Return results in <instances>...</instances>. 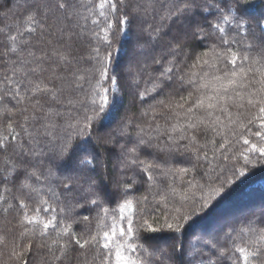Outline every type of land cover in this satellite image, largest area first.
I'll list each match as a JSON object with an SVG mask.
<instances>
[{
  "label": "snow or ice",
  "instance_id": "1",
  "mask_svg": "<svg viewBox=\"0 0 264 264\" xmlns=\"http://www.w3.org/2000/svg\"><path fill=\"white\" fill-rule=\"evenodd\" d=\"M16 7L22 11V14L17 19L14 29L5 32L0 28L5 55L10 53L16 57L11 61L12 74H6L0 79V117L6 121V127L0 130V189L4 193H12L15 188L19 193L13 195L11 199L18 201L15 211L21 229L19 238L24 241L23 245H13L12 256L23 259L24 251L30 254L37 231L40 237L44 238L49 236L51 228L58 230V238L52 243L57 246L56 251L61 255L56 256L53 253L47 239L41 240L40 247L47 248L49 253H53L52 258L60 262L67 257L74 241L80 249L87 247L94 250L93 259L98 264H150L145 258V253L148 257H155L159 264H169L170 261L172 264H193L196 257L201 258L196 264H218V261L225 259L232 261V264H264V227H257L254 222H250L238 231L230 230L225 233L222 238L226 241L225 244H220L215 239L202 241L212 250V255L207 260L203 259L205 255L203 248L194 247L191 243L186 248L183 242L178 241L179 248L173 245L172 255L156 245H152L150 251L145 244L136 243L141 239L142 232L155 233L158 229L149 223L152 212L146 206H140L142 203L147 205V196L143 197L142 201H136L135 204L133 200L127 199V194L131 191L130 185H135L138 180L135 172L128 176L124 171L139 169L141 174H146L148 182H154L155 169H160L161 175L168 176L172 172L171 168L160 164L154 165L151 161L139 158L141 149L153 147L154 139L157 141L156 146H159L163 136H167V141L163 143L161 151H179L183 148L190 151L197 161L202 156L207 159V151H202L206 146L198 143L196 134L201 130L204 132L211 130L216 135H220L218 126L227 127V125L222 123L220 116L216 114L218 112L226 114L230 124H238L239 128L249 132H251L249 125L258 121L259 130L253 135L264 141V49L255 56H250L247 52L241 54L234 51L232 44L237 41L230 39L225 28V25H231L234 26L237 34L243 32L246 37L249 35L247 31L249 18L245 15L243 0H229L224 7L218 2L201 6L197 0H176L170 6H166L165 14L161 18L173 20L174 23H184L187 20L188 23L184 24L186 30L172 37L167 55L153 59V63L162 69L158 75L152 76L146 64L137 69L136 75H147L148 80L145 83L150 85L139 92V96L143 100L146 96L159 93L166 86L176 82L180 89L190 87L193 91H189L187 97L181 96L174 105L166 106L177 119L182 112L185 123H173L170 126L157 123L154 127L149 125L151 131L147 132L140 127L136 134L137 138L134 141L129 140L128 147L124 144L120 145L122 175L126 179L118 183L124 186L125 198L117 208L111 209L103 206L104 190L94 175L98 154L95 144L90 140L93 121L99 115L107 114L113 103L108 93L110 91L114 93L118 86L117 76H109L111 53L105 49L102 56L101 47L111 45L113 29L126 32L134 20L141 18L142 12L147 13L149 7H154V3L149 0L148 5L145 6L136 0H99L98 3L93 4L89 0V5L85 6L86 10L96 17L91 20V24L95 27L90 33L87 25L79 23L80 19L87 21L88 17L80 15L77 5L72 0H19ZM211 9L219 13L216 22L209 24L213 30L211 34L217 37L220 45L227 47L221 50L213 45L211 63L209 60H203V65L223 71V75L209 76L208 72H204L200 76L195 72H184L180 67L181 61L176 57L183 51L182 41L189 37L187 29H190L193 38L204 39L206 35L204 27L199 23L191 24V20L196 17L198 11L208 12ZM74 18H78L75 23H73ZM257 26L261 32H264V17L257 21ZM76 28L80 31H75ZM149 29L151 30L148 31V35L151 39L161 38V28H153L149 25ZM13 30L15 34H12ZM86 34H90L94 45L88 58L95 61L98 66L95 71L102 79L109 80L111 87L104 89L103 94H97L87 100L91 108L90 111L85 109L83 121L77 119L74 123L68 121L65 125H60L58 120L62 118V113L57 105L61 104L62 97L67 91L82 90V82L88 79L86 72H81L79 69L72 70L77 62L74 42L82 40ZM163 35L166 36L168 33L164 32ZM33 36H36L40 42L50 45V49L45 48L41 55H37L33 50ZM246 48L252 50L253 45L249 43ZM169 56L171 59H168ZM218 63L231 65V69H218L216 67ZM45 64L52 69L47 82L41 78V74L48 70ZM192 67L196 65L193 64ZM56 81L60 84L57 85ZM133 82L139 85L138 79H134ZM20 85H24L23 89ZM40 97H47L45 101L47 110L41 104ZM25 101L31 105V112L27 105L23 108L19 107ZM66 103L75 107L76 102L67 99ZM229 106L238 110L247 109V123L242 119L245 118L244 112L238 111L234 116ZM251 109H256V112L252 113ZM38 112L42 114L38 115ZM18 114L22 117V123H16ZM17 127L19 131L16 130ZM126 127L127 125L125 129ZM120 135L126 136L127 133L122 130ZM241 139L244 145H250L248 151L259 153L264 157V145L250 143L249 139L243 136ZM182 141L187 143L182 144ZM211 143L215 144V140ZM241 155L247 162L248 157L244 153ZM179 172L187 173L188 169L181 168ZM53 179L58 182L56 185H53ZM57 188L60 189L59 192ZM199 202L203 207L207 204V199L201 197ZM0 204H8V207L4 208L5 212L13 208L3 194H0ZM85 204L99 209L96 230L93 233L90 229L86 235H77L72 231V223L76 221L71 220V217L75 208L84 207ZM195 211L194 206L185 208L184 204H181L180 207H175L170 216L172 222L166 220V227L180 233L181 222L187 221ZM41 213L48 214V218L38 220ZM109 218L110 224L105 222ZM89 219V216H83L84 221ZM26 225L33 227L27 228ZM37 225L40 227L37 228ZM146 239L151 240L155 237ZM61 240L64 241L63 244ZM18 248L22 250L17 251ZM173 256L192 259L173 260ZM23 264H27V260H24Z\"/></svg>",
  "mask_w": 264,
  "mask_h": 264
},
{
  "label": "trees",
  "instance_id": "2",
  "mask_svg": "<svg viewBox=\"0 0 264 264\" xmlns=\"http://www.w3.org/2000/svg\"><path fill=\"white\" fill-rule=\"evenodd\" d=\"M18 2L19 0H0V28L4 29L5 32L14 29L17 19L22 14V11L16 7ZM72 2L77 5L82 17H88L87 21L80 19L79 23L80 25H87L90 33V30L95 27L91 24V20L96 17L90 15L86 10L85 6L89 5V0H72ZM98 2L99 0H91L93 4ZM136 2L147 6L149 0H136ZM151 2L154 3V7H149L147 13L142 12L141 18L134 20L126 32L113 29L111 45L101 47L102 56L105 49L111 53L109 76H117L118 86L114 93L111 91L108 93L113 103L107 114L99 115L93 121L90 129V140L95 144L98 154L94 175L104 190L103 206L110 209L117 208L118 204L125 198L124 186L122 183H118L126 179L122 175L120 145L124 144L125 147H128L129 140L134 141L137 138L136 134L139 132L140 127H143L147 132L151 131L149 125L154 127L157 123L162 126L165 124L170 126L173 123L184 124L185 117L183 113L181 112L180 117L177 119L166 106L168 104L174 105L180 100L181 96L187 97L188 92L193 91L190 87L180 89L178 82H176L171 86H166L159 93H152L143 100L140 99L139 92H142L145 87H150V85L145 83L148 80L147 75H136L137 69L144 67L146 64L148 65V72H151L152 76L158 75L162 69L159 65L153 63V59L167 55L172 37L177 35L178 32L185 31L184 24L188 23L187 20L184 23H174L173 20L161 18L165 14L166 6H170L176 0H151ZM217 2L220 3L221 7H224L229 3V0H197V3L201 6ZM243 2L245 15L249 18L247 29L249 35L246 37L243 32L237 34L234 26L231 25H225V28L230 39L237 41V43L232 44L234 51L241 54L247 52L250 56H255L261 49H264V32H261L257 26V21L264 17V0H243ZM218 15L219 13L215 9L208 12L198 11L196 17L191 20L193 25L196 23L201 24L206 35L204 39L193 38L190 29H187L189 37L182 41L184 44L183 51L176 57L177 60L181 61L180 67L184 72H195L200 76L204 72H208L209 76L212 74L223 75V71H217L215 68H208L203 65V60H209L211 63L213 45L221 50L227 47L220 45L217 37L211 34L213 30L209 24L215 23ZM76 19L78 18H74L73 23ZM149 25H152L153 28H161L162 36L160 39L153 40L149 37L148 31L151 30ZM75 31L79 32L80 29L76 28ZM164 32H167L168 35H163ZM12 34H15L14 30ZM53 43H55V40H53ZM249 43L253 45L252 50L246 48ZM32 44L37 55H41L43 49H50L51 47L40 42L36 36L32 37ZM3 45V36L0 35V79L6 74H12L11 68L13 65L11 61L16 59L10 53L5 55L6 50ZM92 46L94 45L90 39V34H86L82 40H75L74 42V55L77 57V62L72 70L79 69L81 72H86L88 79L82 82V90L67 91L65 96L62 97L61 104L57 105L58 110L62 113V118L58 120L60 125H65L68 121L74 123L77 119L83 121L85 109L90 111L91 108L87 100L97 94H103L104 89L111 87L110 81L102 79L99 73L95 71L98 67L95 61L88 58ZM198 57H202V59H198ZM168 59H171V57L169 56ZM239 63L238 61V65ZM193 64L196 67H192ZM216 67L218 69H231V65H226V63H218ZM245 67H248V65H245ZM45 68L48 70L41 74V78L47 82L52 69L48 64H45ZM237 71H239V68H237ZM249 75L251 79L252 74ZM134 79L139 80L138 86L133 82ZM55 83L60 84L59 81ZM198 83H203V81H198ZM20 87L23 89L24 85H20ZM93 89H95V92H93ZM67 99L76 102L75 107L68 105L66 103ZM40 100L41 104L45 106V110H47V104L45 103L47 97H40ZM160 101L164 103L161 104ZM26 105L29 107V112H31V105L27 101L19 107L23 108ZM229 110L234 116L238 111L244 112L245 118L242 119L244 123H247V109L238 110L229 106ZM251 112L255 113L256 109H251ZM37 114L41 115L42 113L38 112ZM216 114L220 116L222 123L227 125V127L218 126V131L221 134L216 135L211 130L208 132L201 130L196 134L198 143L206 146L202 151H207V159L202 156L197 161L190 151L183 148L179 151H161L160 148L167 141V136H163L159 146H156L157 141L154 139L153 147L141 149L139 158L151 161L154 165L160 164L171 168L172 172L168 176L161 175V170L155 169L153 171L154 182H148L146 174H141L139 169L124 170L128 176L133 175L135 172L138 180L135 185H130L131 191L128 192L127 199L133 200L135 204L136 201H142L143 197H148L147 205L142 203L140 206H146L152 212L149 223L158 231L155 233L142 232L140 234L141 239L136 243L145 244L150 251L151 246L156 245L172 255L173 245L179 248L178 241H181L186 248L189 243L194 247L203 248L205 252L203 259L207 260L212 255V250L204 245L202 241L215 239L218 243L225 244L226 241L222 238L230 230L238 231L250 222H254L257 227H264V157L260 156L259 153L248 151L250 145H244L243 139H241V136H243V138L249 139L250 143L264 145V141H260L259 138L253 135L255 131L259 130V122L249 125L251 129V132H249L239 128L238 124H230L226 114L219 112ZM153 116H155V119H153ZM168 117L172 118L167 119ZM22 122V117L18 114L16 123ZM125 125H127L126 129ZM108 126L110 128L106 131L105 129ZM5 127L6 121L0 117V130ZM16 130L19 131V128L17 127ZM122 130L126 131V136L120 135ZM108 135L112 137L110 142ZM212 140H215V144L211 143ZM181 143L186 144L187 141ZM241 153L248 157L247 162ZM114 164H116L117 169L114 168ZM181 168H187L188 172L180 173L179 169ZM241 173L243 174L241 175ZM41 180L43 181V177ZM52 183L56 185L58 182L53 179ZM214 189H218V191H214ZM57 191L59 192L60 189L57 188ZM0 194L5 195L8 203L13 205L12 209L5 212L4 208L8 207V204H0V264H23L24 260H27V264H98L93 259L94 250L87 247L80 249L74 244V241L67 257L62 262L55 261L52 258L53 253L56 256H60L61 253L56 251L57 246L52 243L53 240L58 238V230L51 228L49 229V236L44 238L40 237L37 231L30 254L24 251L23 259L12 256L13 245L24 244V241L19 238L21 229L15 211V208L18 207V201L11 199L13 195H19V193L13 188L12 193H4L0 189ZM201 197L207 199V204L203 207L200 206L199 202ZM61 198L64 199V197ZM181 204H184L185 208L194 206L196 211L187 221L181 222V232L176 233L169 230L165 222L166 220L169 223L172 222L170 216L173 214V209L180 207ZM98 211L99 209L88 204H85L84 207L75 208L71 217V220L76 221L72 223V231L77 235H86L91 229L94 233ZM85 215L90 217L89 221L83 220ZM47 218L48 214L41 213L38 220H46ZM105 222L110 224L111 219L109 218ZM26 227L32 228L33 226L26 225ZM39 227L40 225H37V228ZM233 235H235V231H233ZM147 237H155V239L149 240L146 239ZM42 239H47L53 253H49L47 248L40 247ZM63 243L64 241L61 240V244ZM21 250V248L17 249V251ZM144 255L150 261V264H159L155 257H148L147 253ZM157 255H160V253H157ZM213 258L215 257L213 256ZM191 259V257L173 256V260L187 261ZM200 259V257H196L193 264H196ZM169 264H172V262L170 261ZM218 264H232V261L220 260Z\"/></svg>",
  "mask_w": 264,
  "mask_h": 264
},
{
  "label": "rangeland",
  "instance_id": "3",
  "mask_svg": "<svg viewBox=\"0 0 264 264\" xmlns=\"http://www.w3.org/2000/svg\"><path fill=\"white\" fill-rule=\"evenodd\" d=\"M109 128H110V126H108L105 130L107 131ZM106 131H105V132H106ZM108 140H109V142L112 140V137H111L110 135H108ZM110 144H112V143H110ZM114 165H115L114 168L117 169V168H116V164H114Z\"/></svg>",
  "mask_w": 264,
  "mask_h": 264
}]
</instances>
